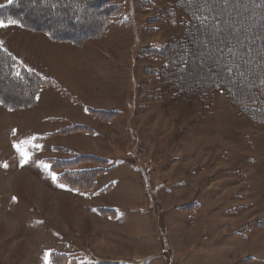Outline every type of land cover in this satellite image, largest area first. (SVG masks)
<instances>
[{
    "label": "rangeland",
    "instance_id": "rangeland-1",
    "mask_svg": "<svg viewBox=\"0 0 264 264\" xmlns=\"http://www.w3.org/2000/svg\"><path fill=\"white\" fill-rule=\"evenodd\" d=\"M58 1L21 0V9L12 10L30 13L37 24L46 14L58 15L65 5ZM141 1L116 0L118 9L103 39L81 46L50 40L16 23L0 27V48L51 81L25 108L9 111L0 105V264H93L100 259L264 264V126L239 116L223 93L216 94L210 113L201 112L197 103L189 108L184 100H149V91L158 86L140 69L149 62L137 63L135 71L131 66L134 31L142 43H164L171 33L162 24H147L166 0H150L153 9ZM232 1L242 12L253 7L246 0ZM10 4L0 0L2 9ZM217 8L210 19L218 21V29L195 35L202 47L192 69L198 98L220 70L215 60L222 47L249 39L229 19L231 9ZM245 25L264 36V24ZM64 54L80 66L63 62ZM85 64L90 68L83 72ZM80 73L87 82L69 91L66 80ZM23 94L21 89L15 97ZM71 125L86 128L79 134L57 132ZM54 145L103 157L113 169L97 179L94 192L75 194L53 179L47 159L71 156ZM152 184L160 188L156 207L163 215L150 204L146 186L155 188ZM109 185L110 191L100 192ZM186 202L194 208L175 207ZM160 226L175 249L171 262L162 250Z\"/></svg>",
    "mask_w": 264,
    "mask_h": 264
},
{
    "label": "trees",
    "instance_id": "trees-1",
    "mask_svg": "<svg viewBox=\"0 0 264 264\" xmlns=\"http://www.w3.org/2000/svg\"><path fill=\"white\" fill-rule=\"evenodd\" d=\"M45 1L57 2V0ZM115 1L59 0L58 4L65 3V5L57 10L58 15H54V13L46 14V18H41L40 22L36 24L34 20L30 19L34 17L30 13L21 11L22 16H20L12 10L13 8L21 9L22 7L20 5L21 0H13V3L8 7L0 8V21H15L22 28L43 33L50 40L70 43L72 46H81L86 41L98 40L102 37L101 35L107 30L113 15L117 12L118 5L114 3ZM221 1L166 0L161 7L151 12L147 24H162L171 34L168 35V39L164 43H142L139 41L140 33L136 29L131 50V66L135 71L137 63L149 62L151 64L149 67L140 68L147 76L156 79L158 87L149 91L148 98L150 101H159L162 97H168L170 100L179 102L184 100L189 108H193L197 103L201 107V112L210 113L214 108L216 94L223 93L239 116L255 125L264 126V36L247 30L245 25L247 22L264 24V0H246L251 2L253 7L250 10L245 9L243 12L240 11V8H236L238 6L236 2L233 3L232 0ZM140 4L147 9H153L156 6L150 0H142ZM42 5L46 7L48 3ZM219 5L231 9L229 19L232 20L233 18L232 23L239 25V29L244 28V32L249 39L241 42H229L222 47L223 50L219 52L218 58L215 60L219 63L220 70L217 72L215 80L209 85L208 91L200 94L198 98L199 89L194 86L198 84L193 83L198 79L192 69L195 64H199L195 54L202 47L195 39V35L199 31L218 29V21L211 20L210 14L214 16ZM71 8L73 13L69 10ZM53 10H56V8L54 7ZM28 19L31 21H28ZM91 21L93 23H90ZM233 29H235L234 25ZM150 30H153V28H150ZM212 75L214 76V74ZM3 76L6 79H4L5 85H0V105L9 111L22 109L36 102L38 92L51 82L25 69L13 55L0 48V78L3 79ZM21 89L24 90V94L15 97ZM13 96L15 100H12ZM189 96L195 97L192 99ZM151 98L153 99L151 100ZM89 109L88 107V112ZM96 112L112 113L107 111ZM85 128L84 126L71 125L61 129L58 133L79 134L84 132ZM57 149L71 156L64 159H47V162L50 164L51 170L56 173L57 182L75 194L94 192L97 179L104 172L113 169V167L107 165L108 162L103 157L93 154H78L61 147ZM110 189L111 186L109 185L100 192H108ZM146 189L150 191L149 201L153 205V210L159 213L157 196H155L158 188L146 186ZM187 206H189L187 210L191 207L194 208L191 203L176 208L182 209ZM109 211L104 210V212ZM153 212L156 216V212ZM160 215H163L162 211ZM156 217L157 219L160 218L158 214ZM160 228L163 231L160 233L162 250L171 262L174 251L166 240L164 228L162 226ZM92 263L127 264L122 260L107 261L102 259Z\"/></svg>",
    "mask_w": 264,
    "mask_h": 264
},
{
    "label": "crops",
    "instance_id": "crops-1",
    "mask_svg": "<svg viewBox=\"0 0 264 264\" xmlns=\"http://www.w3.org/2000/svg\"><path fill=\"white\" fill-rule=\"evenodd\" d=\"M31 33H32V32H31ZM101 36H102V37L99 38V40H102V39H103V35H101ZM62 43H65V42H62ZM65 44H66V45H71L70 43H65ZM73 47H74V46H73ZM55 54H56V53H54L53 56H55ZM66 56H67V55L64 54V57H62V58H64V59H62L63 62H65V63L68 64L69 66H70L71 64H74V62H72L71 59H70V58H67L68 56H67V57H66ZM78 56H79V55H78ZM79 57H80V56H79ZM74 66L77 68V67L80 66V64H79V63H78V64H74ZM58 67H59V66H58ZM64 67H65V66H64ZM88 68H90V67L86 66V64H85V68L82 67L83 70H81V69H80V70L84 72V71L88 70ZM83 72H82V73H83ZM82 73H80V76H79V77H75V78L67 79V80H66V83H67V84H66V87H67V89H68L69 91H73V92H74L75 90L78 91L79 89H82L81 86H78V83H81V85H82L83 82H84V83L87 82V81H86L87 78H86L84 75H82ZM83 86H84V84H83ZM84 89H85V90H84L83 93L85 94V92L87 91L86 86L84 87ZM79 93H81V92H79ZM83 93H81V94H79V95H80L81 97H84V96H83V95H84ZM82 94H83V95H82ZM86 95H87V92H86ZM38 99H39V96H38ZM37 101H38V100H37ZM53 105H54V104H53ZM47 119H49V118H47ZM47 119H46V120H47ZM57 132H58V131H57ZM93 134H94L95 136L97 135V133H93ZM77 138H78V137H77ZM78 140H83V139H80V138H79ZM76 141H77V140H76ZM78 143H79V142H78ZM90 144H91V141H90ZM54 146H56V147H62V148H66V149H69V150L74 151V149L68 148V147H66V146H64V147H63V146H60V145H54ZM74 152H76V151H74ZM103 156H105V155H103ZM105 157H108V156H105ZM134 171H135V170H134ZM137 174L139 175V172H137ZM149 177H150V175H149ZM139 178H140V180H141L140 183H142V176L139 175ZM147 178H148V177H147ZM149 180H150V182H151V178H148V181H149ZM152 186H153V187H159L158 185H153V184H152ZM159 189H160V188H158V190H157V195H158L159 200H161V196L158 194V193H159V192H158ZM110 190H111V189H110ZM110 190H109V191H110ZM193 190H195V189H193ZM142 191H143V193H144V186H143V183H142ZM194 195H195V193H194ZM165 196H166V195H165ZM167 196H168V195H167ZM144 198L147 199V196H146L145 194H144ZM148 198H149V197H148ZM160 202H161V201H160ZM162 203H164V200H163V199H162ZM186 203H188V202H186ZM186 203H185V204H186ZM183 205H184V204H183ZM183 205H178V206L176 205L175 207H180V206H183ZM173 207H174V206H173ZM148 210H150V209H148ZM164 210H166V209H164ZM149 214H150V212H149ZM166 215H167V214H166ZM166 215H165V216H166ZM159 240H160V238H159ZM191 247H192V246H188L186 249H191ZM172 249H173V248H172ZM174 250H175V249H174ZM174 250H173V251H174ZM184 251H185V249H184V250H181V251L179 250L178 253H181V252H184ZM174 252H175V251H174Z\"/></svg>",
    "mask_w": 264,
    "mask_h": 264
},
{
    "label": "snow or ice",
    "instance_id": "snow-or-ice-1",
    "mask_svg": "<svg viewBox=\"0 0 264 264\" xmlns=\"http://www.w3.org/2000/svg\"><path fill=\"white\" fill-rule=\"evenodd\" d=\"M8 2L9 3H13V0H8ZM9 23H11V24H15L16 22L15 21H10ZM5 25H4V22L3 21H0V27H4ZM27 159H28V157L27 156H25V162H27ZM45 167H47L46 165H45ZM53 179L55 180L56 178H55V176H53Z\"/></svg>",
    "mask_w": 264,
    "mask_h": 264
}]
</instances>
